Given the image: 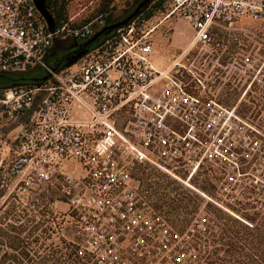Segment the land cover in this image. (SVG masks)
Instances as JSON below:
<instances>
[{"label":"built area","instance_id":"obj_1","mask_svg":"<svg viewBox=\"0 0 264 264\" xmlns=\"http://www.w3.org/2000/svg\"><path fill=\"white\" fill-rule=\"evenodd\" d=\"M161 15L185 22L192 45H209L221 27L264 20V0H165ZM73 20L50 31L33 0H0V77L46 72L38 85H0L2 113L18 124L5 177L23 192L41 186L67 207L81 262L190 264L194 227L204 229L208 219L171 224L140 189L138 169L151 165L196 192L187 182L208 172L229 202L264 191V81L244 108L225 105L202 80L188 87L158 70L157 26L136 20L74 66L52 70L44 59L55 40L86 41L107 25L102 16L79 26Z\"/></svg>","mask_w":264,"mask_h":264},{"label":"rangeland","instance_id":"obj_2","mask_svg":"<svg viewBox=\"0 0 264 264\" xmlns=\"http://www.w3.org/2000/svg\"><path fill=\"white\" fill-rule=\"evenodd\" d=\"M155 1L149 3L146 11ZM100 2L70 0L66 5L67 20L74 18V23H80L93 14ZM135 2L114 0L110 21L105 23L112 24L132 12ZM163 10L164 3L160 10L145 20L146 29L157 26L151 34L157 69L182 79L188 87L195 86L194 79H200L205 85L206 94L215 95L225 105L240 102L244 108L251 92L257 93L258 81H264V20L243 19L231 27L218 29L209 45H192L190 27L179 20L163 21ZM137 17L140 18V15ZM55 43H59L62 50L78 45L73 39L55 40L49 50ZM61 53L55 52L50 61L45 58L47 66L60 59ZM77 61L68 67L74 66ZM17 125L7 119L0 106V160H4L0 166V264H55L51 253L60 240L71 239L77 234L75 218L65 205L53 203V197L46 194L41 186L23 192L5 177V169L12 159V135ZM138 172L139 187L146 192L155 211L179 228L189 227L202 218H207L210 224L216 221V206L200 193L223 206H235L241 199L239 195L234 202H229L217 196L214 178L208 172L200 173L188 182L185 180L198 192L151 165H141ZM205 228L195 226L194 229L199 232L195 235L202 237ZM65 230H68L70 237L63 235ZM199 249L197 245L193 251L195 264L200 263ZM72 259L75 264H86L76 259L74 254Z\"/></svg>","mask_w":264,"mask_h":264},{"label":"trees","instance_id":"obj_3","mask_svg":"<svg viewBox=\"0 0 264 264\" xmlns=\"http://www.w3.org/2000/svg\"><path fill=\"white\" fill-rule=\"evenodd\" d=\"M69 1H46V8L52 14L55 26H61L67 21L66 5ZM113 1L101 0L99 7L93 14L73 25L79 26L88 23L98 16H102L106 22H109ZM164 2L165 0H156L149 11L140 15L141 19L134 16L130 19L126 18L122 22L117 20L114 24L123 23L126 25L134 20H148L156 10L161 9ZM113 35L114 30H107L98 38L100 40L97 39L89 45H87V41L93 36L86 41H77L78 45L74 47L73 52L61 56L57 64L50 65L49 68L55 71L64 69ZM79 53H83V55L77 57ZM47 62L45 60L46 64ZM45 77L46 72L44 70L35 68L22 74L3 75L0 77V85L1 87L38 85ZM202 190L205 192V189ZM225 209L215 207L214 217L216 221L207 224L202 237L195 236V242L200 247V263L198 264H264V191L259 193L244 191L235 206H226ZM214 230H216L215 233ZM63 235L66 238L70 237L68 230H65ZM80 241L81 236L77 234L71 239L60 240L57 248L55 247L56 249L51 253V257L55 258V264H75L72 259L74 254L73 243ZM20 244L22 243L20 242ZM23 255L27 256L25 253ZM195 262L192 258L190 264H195Z\"/></svg>","mask_w":264,"mask_h":264},{"label":"water","instance_id":"obj_4","mask_svg":"<svg viewBox=\"0 0 264 264\" xmlns=\"http://www.w3.org/2000/svg\"><path fill=\"white\" fill-rule=\"evenodd\" d=\"M33 1L35 3L36 9L39 11V13L42 15V17L46 21V24H47L49 30L53 31L55 23H54V19L52 17V14L46 8L45 3H46L47 0H33ZM151 1H153V0H146L145 3L149 4ZM132 17H134V15L129 17V19L132 18ZM122 26H123V23H116V24H111V25L105 26L103 29H101L99 32H97L90 40L87 41V45H89L90 43L96 41L107 30H109V31H113L114 30L115 31V30L119 29ZM82 55H83V53H79L77 55V57H81ZM67 67H68V65H67Z\"/></svg>","mask_w":264,"mask_h":264},{"label":"flooded vegetation","instance_id":"obj_5","mask_svg":"<svg viewBox=\"0 0 264 264\" xmlns=\"http://www.w3.org/2000/svg\"><path fill=\"white\" fill-rule=\"evenodd\" d=\"M145 1L146 0H136L135 5H134L135 8H133V11L130 12V13H127L126 15H124V17L119 19L118 22H122L126 18L131 17L132 15L138 16V15L143 14V12L146 11L148 9L149 5H150L148 3H145ZM112 24H114V23H112ZM108 25H111V24H107L106 26H108ZM98 40H100V39H98ZM55 44L56 45L51 50H49L48 53L45 56L46 60H48V61L51 60L50 58L54 55L55 52L58 53L60 51V53L62 52L61 55L64 56L65 54H70L71 52L74 51V47L75 46H73V45L69 46V47H66V49L64 48L62 50L59 47L60 46L59 43H55ZM58 61H59V59H57L55 61H52V65L57 64Z\"/></svg>","mask_w":264,"mask_h":264}]
</instances>
